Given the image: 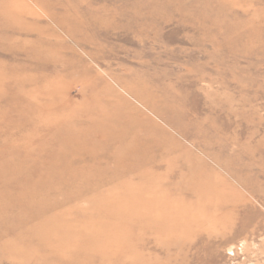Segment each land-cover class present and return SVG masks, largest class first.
<instances>
[{"label": "rangeland", "instance_id": "obj_1", "mask_svg": "<svg viewBox=\"0 0 264 264\" xmlns=\"http://www.w3.org/2000/svg\"><path fill=\"white\" fill-rule=\"evenodd\" d=\"M0 264H264V0H0Z\"/></svg>", "mask_w": 264, "mask_h": 264}]
</instances>
